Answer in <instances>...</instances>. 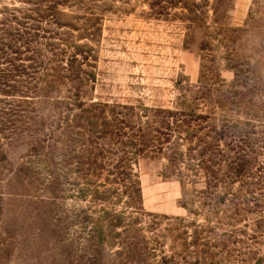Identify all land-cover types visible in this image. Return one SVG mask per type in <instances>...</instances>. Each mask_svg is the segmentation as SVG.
<instances>
[{
    "label": "rangeland",
    "instance_id": "obj_1",
    "mask_svg": "<svg viewBox=\"0 0 264 264\" xmlns=\"http://www.w3.org/2000/svg\"><path fill=\"white\" fill-rule=\"evenodd\" d=\"M0 264H264V0H0Z\"/></svg>",
    "mask_w": 264,
    "mask_h": 264
}]
</instances>
